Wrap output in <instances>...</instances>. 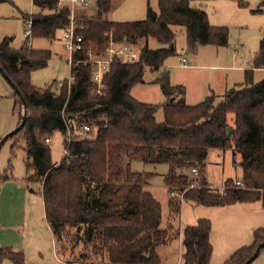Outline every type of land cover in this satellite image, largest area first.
<instances>
[{
    "label": "trees",
    "instance_id": "1",
    "mask_svg": "<svg viewBox=\"0 0 264 264\" xmlns=\"http://www.w3.org/2000/svg\"><path fill=\"white\" fill-rule=\"evenodd\" d=\"M194 1L158 0L157 10L147 5L144 19L115 22L103 16L112 0H97V15L76 19L75 32L82 41L72 53V81L65 80L59 90L52 89L53 83L39 88L30 82L31 71L46 64L49 50L29 47L26 41L14 49L11 37L0 42V66L15 87V102L25 106L24 126L15 135L24 139L25 165L41 183L45 220L57 253L61 258L69 250L63 264H159L157 247L180 235L176 223L181 198L174 195L176 190L182 198L204 205L256 200L264 206V78L255 82L252 69L246 70L245 81L218 101L210 93L198 103L187 104L185 88L171 84L163 67L174 53L172 26L184 27L189 48L227 41L226 29L212 25ZM32 3L37 12L22 14L23 20L31 21V38L52 41L57 30L69 26L68 7H58L56 0ZM110 40L144 42L135 61L110 62L104 75L106 87L98 93L91 79L92 65L83 61L103 54ZM150 40L159 46L149 47ZM146 67L165 97L161 106L139 101L130 93L134 85L144 82ZM251 68L264 69V36ZM159 107L162 121L156 120ZM68 117L89 124L95 132L73 139L57 165L51 161L46 139L56 131L65 134ZM209 149L231 151L233 163L241 167L238 181L243 187L230 178L224 181L223 191L210 187L203 175ZM132 159L168 164L164 177L168 214L163 227L161 204L144 189L153 173L132 171ZM191 168L198 170V176L189 177ZM194 181L199 185L194 186ZM181 233L180 264H209V220L198 219ZM262 242L264 227H257L252 242L237 248L222 264H243ZM4 260L24 264L20 252L0 245V264Z\"/></svg>",
    "mask_w": 264,
    "mask_h": 264
},
{
    "label": "rangeland",
    "instance_id": "2",
    "mask_svg": "<svg viewBox=\"0 0 264 264\" xmlns=\"http://www.w3.org/2000/svg\"><path fill=\"white\" fill-rule=\"evenodd\" d=\"M89 1L86 7L79 4L71 7L74 26L80 16L92 17L99 13L97 0ZM244 1L246 4L243 6L234 0L192 2L206 11L212 25L226 29L225 44H199L196 48H189L184 27L172 26L175 33L174 53L165 59L163 67L168 72L171 84H181L185 88L187 104L198 103L210 93L218 101L227 90L245 81L246 70L252 69V79L255 82L264 78L263 68H251L264 36V2ZM148 4L152 9H158V0H112L110 10L103 16L115 22L141 20L145 18ZM37 10L32 0H1L0 42L4 37H11L10 46L20 48L27 41L22 14L36 13ZM63 34V30H57L52 41L30 37L29 47L50 51L46 64L31 71L30 82L35 87L43 88L53 83L52 89L59 90V83L70 80V53L64 45ZM143 42L140 40L134 44L141 48ZM148 44L151 48L159 46L155 40H150ZM181 58L186 59L187 67L181 65ZM154 77L146 67L144 82L134 85L130 93L139 101L161 106L165 97L159 85L152 82ZM21 115V103L15 102L13 88L0 74V139L18 125ZM156 120H163L161 107L156 113ZM90 131L91 134L95 132L93 129ZM90 135L79 134L77 138ZM48 137L50 141L46 144L50 147L51 161L58 162L62 158L64 134L56 131ZM24 146V139L20 134L7 138L0 145V245L20 252L24 264H63L62 261L70 253L65 250V256L61 258L57 253L51 230L45 220L41 183L35 179L34 171L27 169L25 165ZM236 160H239L238 155ZM129 166L132 171L153 173L144 189L150 191L160 202L163 227L168 214L169 192L164 181L168 164L144 163L132 159ZM241 174V167L233 163L230 150L221 152L209 149L203 175L213 190L223 191L227 178L232 179L234 184L235 180L241 178ZM5 175L8 178L3 179ZM29 176L32 178L29 179ZM190 176L195 177L191 171ZM193 184L199 185L197 181ZM174 195L181 198L180 216L176 223L180 235L157 247L159 264H180L183 252L181 232L198 219L210 222L212 253L209 264H222L235 249L252 242L256 227L264 226V206L259 201H235L211 206L191 198H182L177 190ZM78 249L79 247L76 252ZM2 264L15 263L4 260ZM251 264H264V248Z\"/></svg>",
    "mask_w": 264,
    "mask_h": 264
},
{
    "label": "built area",
    "instance_id": "3",
    "mask_svg": "<svg viewBox=\"0 0 264 264\" xmlns=\"http://www.w3.org/2000/svg\"><path fill=\"white\" fill-rule=\"evenodd\" d=\"M90 3L89 0H56V5L58 7H68L70 10V23L69 26L64 30L63 39H64V45L69 50L70 53V64H73L72 59V53L80 48L81 44V36L76 34L75 28H74V17L71 12V7L75 4H79L83 7L88 6ZM25 22V29H24V35L27 38L26 44H30V37H31V21L29 19L24 20ZM139 49L136 44L131 43L126 40L122 41H113L110 40L108 43V46L106 47L103 54L100 56H94L89 55V58L83 61L84 64L89 63L92 65V73H91V79L93 82V85L96 89V92L101 93L105 87H106V81L104 78L105 72L108 68V65L110 62L113 61V59H118L120 61L128 62V61H135L138 59L139 56ZM181 65L183 67H186L188 65V62L185 58L180 59ZM72 81V77H70V80L68 81V84ZM62 83H59V86H61ZM91 130V127L89 124L84 122H77L76 119L72 117H68L65 119V134H64V146L62 148V158L67 155L68 146L71 143V141L74 139H78L77 135L79 134H85ZM50 139H46V142H49ZM59 161L57 162V164ZM191 172L196 177L198 176V170L196 168H191ZM235 184L238 186H242L240 181H235ZM99 264H105V263H99Z\"/></svg>",
    "mask_w": 264,
    "mask_h": 264
},
{
    "label": "water",
    "instance_id": "4",
    "mask_svg": "<svg viewBox=\"0 0 264 264\" xmlns=\"http://www.w3.org/2000/svg\"><path fill=\"white\" fill-rule=\"evenodd\" d=\"M171 47H173V45H171ZM0 74L7 80V82L10 83L7 75L4 73L3 69L0 66ZM11 86L15 89L14 85L11 84ZM25 123V106L24 104L22 105V115L20 118V122L18 123V125L11 130L10 132H8L7 134H5L1 139H0V145L9 137L15 135L17 132L20 131V129L24 126ZM231 128L227 129V134L229 135L231 133ZM264 248V242L260 243L254 250V252L251 254V256L243 263V264H251V262L258 256V254L260 253L261 249Z\"/></svg>",
    "mask_w": 264,
    "mask_h": 264
},
{
    "label": "crops",
    "instance_id": "5",
    "mask_svg": "<svg viewBox=\"0 0 264 264\" xmlns=\"http://www.w3.org/2000/svg\"><path fill=\"white\" fill-rule=\"evenodd\" d=\"M187 66H188V65H187ZM187 66H186V67H187ZM11 87H12V86H11ZM3 179H4V176H3ZM259 202H260V201H259ZM260 203H261V202H260ZM259 227H264V226H259ZM256 228H257V227H256ZM249 244H250V243H249ZM245 245H246V244H245ZM241 246H243V245H241ZM241 246H240V247H241ZM238 248H239V247H238ZM235 250H236V249H235ZM228 257H229V256H227V258H228ZM227 258H226V259H227ZM180 262H181V261H180Z\"/></svg>",
    "mask_w": 264,
    "mask_h": 264
}]
</instances>
